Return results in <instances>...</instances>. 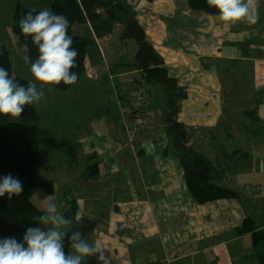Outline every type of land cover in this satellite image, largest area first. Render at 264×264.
I'll return each instance as SVG.
<instances>
[{
	"label": "crops",
	"instance_id": "obj_1",
	"mask_svg": "<svg viewBox=\"0 0 264 264\" xmlns=\"http://www.w3.org/2000/svg\"><path fill=\"white\" fill-rule=\"evenodd\" d=\"M122 2L132 10L145 29L170 74L187 88L188 98L192 97L191 106L201 116V121L170 118L172 113L164 111L152 127L155 132L152 137L147 139L148 126H145L136 138V152L130 153L124 128L127 116L124 102L129 103L131 95L132 103V79L139 75L135 64L138 45L125 25L118 22L112 34L97 40V47L86 59L83 78L69 90H57L70 97L69 105L56 108L70 114L66 123L68 127L63 125L66 120L58 119L49 130L43 119L48 118V114L42 116L36 104V116L32 123L36 122L39 128L38 174L43 169V163L53 172L78 167L76 175L66 177L70 183L64 191V201L58 207L63 206L64 211L70 206L63 213L66 217L68 213L71 214V221L80 222L75 225L74 231L81 232L83 238L89 241L99 240L105 248L104 255L109 264H168L167 259L171 264H234V253L228 250L229 244L251 235L238 233L243 222L252 219L257 230L264 231L262 187L249 185L247 190V187L235 183L234 179L226 185L225 177L222 186L237 192L240 196L238 199L197 204L189 196L184 170L170 148L165 128L172 121L184 122L192 133L194 146L202 123L206 127L217 125L214 118L219 112L214 97L220 91L219 84L225 82L239 83L240 93L260 97L256 105L259 104V108L261 104L264 105V0H257L259 21L255 24H226L219 19V14L191 10L187 0ZM76 31L90 33V28L78 27ZM244 64H247L246 73L243 72ZM229 67H236L240 75L231 77L227 74ZM236 77H239V81ZM35 83L44 92L50 86ZM130 84L133 85L132 92ZM112 89L120 99L122 120L117 118L120 123L115 118L116 110L112 113L104 109L91 114L85 109V98L91 97L92 91L105 93L108 105ZM230 92L236 93V90L230 86L227 96L231 95ZM152 94L153 91L149 94L148 104ZM74 95L80 99L76 100ZM69 97L63 101L67 103ZM48 110L53 108L49 107ZM179 114L182 115V110ZM163 118L168 119L166 124H163ZM259 121H262L261 117ZM235 130L242 132L241 139L247 142V137L243 135L244 127L232 129L228 134ZM233 152L238 159L249 158L246 150ZM210 159L229 167L226 175L232 172L225 157L219 155L216 159ZM129 162L131 166L127 167ZM38 179L43 184L52 183V193H55L52 179ZM76 181L83 184L90 198L73 193L69 187ZM117 182L121 185H115ZM242 197H247V206L243 205ZM84 200L96 202L98 209L107 208L99 218H94L98 222L94 226L82 222ZM97 205L94 203V209H97ZM205 211L209 213L205 214ZM125 222L134 227L147 225V232H139L132 226L123 228ZM67 241L66 237L64 244L71 252ZM250 248L253 249L250 257L256 258L257 247L252 245ZM196 258L198 261L193 263ZM243 258L247 259L248 256L240 255L236 261ZM95 260V257H91L92 264H95ZM84 264H90V258Z\"/></svg>",
	"mask_w": 264,
	"mask_h": 264
},
{
	"label": "trees",
	"instance_id": "obj_2",
	"mask_svg": "<svg viewBox=\"0 0 264 264\" xmlns=\"http://www.w3.org/2000/svg\"><path fill=\"white\" fill-rule=\"evenodd\" d=\"M187 3L193 11L218 15L217 10L210 7L207 0H187ZM50 11L62 14L70 21L69 35L73 40L72 47L79 52L76 66L72 69L78 75L77 82L85 74L86 59L97 47V40L112 34L115 24L121 22L138 45L135 64L142 82L147 85V100H149L152 87H162L166 109L175 114L181 113V102L188 97L187 88L180 84L177 77L170 74L164 59L154 49L145 29L136 20L132 10L125 2L122 0H53ZM28 12L36 14L40 11L21 10L20 6H17L12 27L24 56L26 54L25 45L27 44L31 50L28 54L32 60H35L38 56V50L31 38L25 37L19 27L20 19ZM87 26L90 28V33H77L78 27ZM28 64L30 65V63ZM0 66L7 69L10 78H15L20 84L26 86L30 82L25 78L12 75L10 53L1 38ZM50 86L59 91H66L73 85H65L61 82L59 85ZM147 107L148 101L144 109L145 116ZM35 116L36 105L26 106L22 117L35 118ZM165 133L170 139L172 152L177 155L184 170L188 193L194 202L206 204L240 197L237 192L222 186L230 168L223 166L222 163L213 162L192 145V133L188 125L182 121H172L166 126ZM135 141L133 152H136ZM38 144L39 128L36 122L23 124L11 121V116L0 115V182L4 177L11 175L23 185V192L20 196H13L9 199L8 195L5 194L4 197H0V240L15 238L18 242L23 243L27 229L43 228L36 220L39 215L43 214V211L33 203V195L40 187L50 194L53 190L52 183L43 184L38 179L40 170ZM67 217L70 218L72 215L68 213ZM238 233L252 235L257 247L259 264H264V250H260L261 245H264V231L257 230L252 219H246L238 228ZM64 251L66 254L70 253L66 246Z\"/></svg>",
	"mask_w": 264,
	"mask_h": 264
},
{
	"label": "rangeland",
	"instance_id": "obj_3",
	"mask_svg": "<svg viewBox=\"0 0 264 264\" xmlns=\"http://www.w3.org/2000/svg\"><path fill=\"white\" fill-rule=\"evenodd\" d=\"M53 0H0V38L10 53V59L12 62V70L11 73L15 77H22L31 82H35L34 77L30 71V65L25 63L23 57L24 54L21 51V48L18 43V38L13 32V16L16 11L17 6H20L21 10L31 9L35 11H42L44 9L51 10L52 9ZM118 35V34H117ZM114 68V67H113ZM243 72L247 71V64L243 65ZM240 71L236 67H229L227 74L231 77L240 75ZM138 77V76H137ZM135 77L132 79L134 84ZM236 80L239 81V77H236ZM131 92L133 85L130 84ZM220 91L216 92V96L214 97L216 102L217 111L219 114L214 118L217 121V125L215 127H206L204 123L201 124L197 135L195 136L194 146L199 151L205 153L212 159H216L219 155L225 157V161L227 166L232 167V172H229L226 175L225 184H231V181L234 179V182L240 183L243 187H247L249 190V185H260L264 192V105L261 104L259 108V104L256 105L257 101H259L260 97L250 96L248 97V93H240L239 83L225 82L221 83ZM232 86L236 93L230 92V96H227L229 92V87ZM47 90L44 92V98L37 104V110L44 114H48V118H44L45 124L49 130L52 129V125L56 120L62 119L66 120L63 125L66 126L68 122V117L70 114L65 113L61 110H56L58 107H62L65 104L69 105L70 97L63 93L58 92L57 89H53L50 86H47ZM194 87V85H193ZM192 88V87H191ZM194 89V88H193ZM152 97L147 107L146 116H145V125L147 128V139L152 137V134L155 133L153 130V125L155 121H159V117L163 114L164 111H168L164 104V95L162 87H152ZM130 92V94H131ZM194 91H191V95ZM118 93V92H117ZM188 94V93H187ZM69 97V101L65 103L63 100H67ZM75 99L78 100L80 97L78 95H74ZM109 104H106V100L108 102V97L105 93H97L95 91L91 92V97L85 98V109L89 110L91 114L95 112H99L104 109H109L112 113L116 112V120L117 123H120L118 119H121V108L119 96L114 93L113 89L109 94ZM148 101V100H147ZM191 98H186L181 102L182 107V115L172 113L170 118L175 117L176 119L182 118L185 121L191 120L194 122L196 120L201 119V116L196 113L194 110V106H191ZM133 103V99H132ZM131 103V95L130 102H124L126 116V122L124 125L126 131L127 138V129L131 127L132 124V116H133V107ZM253 103H255V107H253ZM49 107H52L53 110L49 111ZM254 109V111H252ZM120 110V112H119ZM253 112V113H251ZM262 121L260 122V117ZM257 117V118H256ZM259 117V119H258ZM66 118V119H65ZM118 118V119H117ZM220 118V121H219ZM33 117H20V118H12L13 122H20L23 124H31ZM122 120V119H121ZM201 121V120H199ZM168 122L167 118H163V124ZM254 124H252V123ZM244 127V137H247V142L241 139L242 132L239 130H235L234 132L228 131L238 128ZM68 127V126H66ZM143 127V129H144ZM163 128V127H162ZM142 129V130H143ZM257 131V132H254ZM253 132V133H252ZM256 134V135H255ZM137 135L135 137H138ZM251 138V139H250ZM127 141V139H126ZM128 143V141H127ZM259 147L260 149L256 148ZM241 149L243 151H247L249 154V158L247 160L238 159L237 155L234 154V150ZM131 154H133L132 148H129ZM131 163L127 164V167H130ZM78 167L74 168H65L64 171H60L57 169L55 172L49 170L44 166L43 169L38 174L39 178L42 179H52L54 182L55 193H47L43 188H39L33 195V203L37 205L43 212L45 208L46 201L45 199L48 197V200L55 202L57 205L62 204L64 201V191L68 189V185L70 180L66 177L71 175H76ZM106 184V182H103ZM224 183L222 185H224ZM115 185H121L120 182L115 183ZM106 186V185H105ZM103 186V187H105ZM53 187V188H54ZM101 187V186H100ZM69 188L72 189L74 194H78L81 197L88 199L90 198L88 195V191L83 187L81 182H74ZM71 191V190H70ZM94 195V194H93ZM74 196V195H72ZM72 198V197H71ZM243 199V197L241 198ZM250 199V198H249ZM251 200V199H250ZM253 202H256L252 198ZM243 205L247 206V197L242 200ZM94 203L96 202L90 200H84V220L82 222H88L94 226V224L98 223L95 221V217L99 218L107 208L94 209ZM63 207V206H62ZM62 207L59 206V210L63 213L65 210H68L70 206L64 208L62 211ZM139 211L141 215H143L142 208L139 207ZM209 213V211H205V214ZM64 214V213H63ZM256 218H259L258 216ZM257 220V219H256ZM73 223L69 226V228L65 229L66 231H71L75 229V225L80 223L77 220L72 221ZM123 228H129L132 226L131 223H123ZM134 227V226H132ZM134 228H137L139 232H147V225H136ZM262 231V230H261ZM71 232H69L70 236ZM247 235V234H245ZM221 236H224L221 234ZM69 240L67 241V243ZM153 245V244H151ZM234 245V246H233ZM252 245H255L252 235H249V238H242L240 241H237L235 244H229L228 250L232 251L234 255V264H258L259 259L258 256L256 258H251L250 255L253 253V249L250 248ZM233 246V247H232ZM261 250H264V245H261ZM142 251V250H141ZM240 255L248 256L247 259H242L236 261ZM95 264L99 263L97 257H95ZM167 261H169L167 259ZM198 259H194L193 263H196ZM90 264H92L90 257ZM147 264V263H146ZM149 264V263H148Z\"/></svg>",
	"mask_w": 264,
	"mask_h": 264
},
{
	"label": "clouds",
	"instance_id": "obj_4",
	"mask_svg": "<svg viewBox=\"0 0 264 264\" xmlns=\"http://www.w3.org/2000/svg\"><path fill=\"white\" fill-rule=\"evenodd\" d=\"M210 7L217 10L219 19L226 24L259 21L257 0H207ZM25 37H30L38 50L32 60L30 49L25 45V63H30L34 80L41 85H74L78 75L72 71L79 55L72 47L69 35L70 21L62 14L44 9L36 14L26 13L19 21ZM45 96L43 88L29 82L26 86L0 66V115L20 118L26 106L38 104ZM22 183L11 175L0 182V197L20 196ZM44 212L36 220L43 228H29L23 243L15 238L0 240V264H84L90 257H97L99 264H109L104 255L105 248L99 240L89 241L79 231H66L73 223L58 208V205L45 199ZM46 229V230H45ZM69 232L71 235L69 237ZM68 238L71 252L64 251V241Z\"/></svg>",
	"mask_w": 264,
	"mask_h": 264
},
{
	"label": "built area",
	"instance_id": "obj_5",
	"mask_svg": "<svg viewBox=\"0 0 264 264\" xmlns=\"http://www.w3.org/2000/svg\"><path fill=\"white\" fill-rule=\"evenodd\" d=\"M139 74V72H138ZM140 80V81H139ZM148 99V88L147 85L142 82L141 75L134 81V91H133V116L132 124L129 129H127V141L128 145L134 149V140L137 135H139L145 125V106ZM171 264V261H167ZM159 264V263H152Z\"/></svg>",
	"mask_w": 264,
	"mask_h": 264
}]
</instances>
